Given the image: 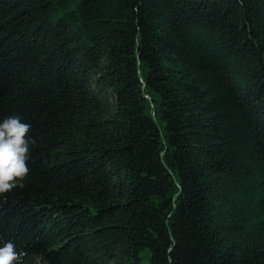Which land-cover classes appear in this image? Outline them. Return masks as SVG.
<instances>
[{
  "label": "trees",
  "instance_id": "obj_1",
  "mask_svg": "<svg viewBox=\"0 0 264 264\" xmlns=\"http://www.w3.org/2000/svg\"><path fill=\"white\" fill-rule=\"evenodd\" d=\"M10 116L24 264H264V0H0Z\"/></svg>",
  "mask_w": 264,
  "mask_h": 264
},
{
  "label": "clouds",
  "instance_id": "obj_2",
  "mask_svg": "<svg viewBox=\"0 0 264 264\" xmlns=\"http://www.w3.org/2000/svg\"><path fill=\"white\" fill-rule=\"evenodd\" d=\"M30 131L31 125L22 122L19 116L0 121V195L10 192L17 186L18 180L26 179L30 173L27 166ZM25 255L17 250L12 241L0 246V264H24Z\"/></svg>",
  "mask_w": 264,
  "mask_h": 264
}]
</instances>
